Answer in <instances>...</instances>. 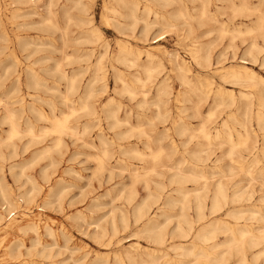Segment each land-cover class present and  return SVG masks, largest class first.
Here are the masks:
<instances>
[{
  "label": "rangeland",
  "instance_id": "1",
  "mask_svg": "<svg viewBox=\"0 0 264 264\" xmlns=\"http://www.w3.org/2000/svg\"><path fill=\"white\" fill-rule=\"evenodd\" d=\"M104 1L84 0L91 7L90 13L95 18L94 24L100 27L104 34V39L109 44L107 59L105 60L107 78L105 82L99 81L95 84L96 97L92 102L96 109L101 110L104 105L103 102H106L109 97L114 96L123 104V110H121L120 116L125 117L127 111L131 113L129 121L128 123L120 124L115 129H111L110 124H113V120L108 121L103 117L100 121H97L87 113H79L80 115L77 114L71 117L69 121L71 126L77 128L78 133L69 132L63 136V145L59 149H53L49 154H41L47 145H54L56 135L41 134L44 126L45 128L50 127L51 122L42 118L39 112L41 111L46 116L53 118L54 115H61L63 112L70 113L71 109L76 108L77 105V102H68L66 104L64 101V96L68 94V82L60 79L59 73L55 72V66L57 62L61 61L64 65L63 69L71 74V70L75 67L78 68L80 64H74L72 61L66 60L65 56L72 54L74 48H82L84 45L77 43L74 39L78 35L76 26L70 25L67 37L63 39L60 30L42 21V16H47L46 4L49 0H40L36 4H22L14 3V0H0V98H4L8 103V107L16 111L17 117L20 118L22 129H26L30 124H33L36 134L38 133L37 135H40L38 138H33V136H30L24 131L21 135L22 137L20 136L10 140L8 138L10 125L2 122L5 108L3 105H0V187H5L11 194L13 193L14 199H19L24 194L33 192L31 194L33 201L29 204L24 203L23 210L21 208L12 210L11 206L3 204L0 193V213L4 217L0 222V264H114L117 255L125 257L127 251L144 254L152 250V248L168 251L171 255H175V252L169 246L179 240L172 239L165 246H155L150 242L149 237L141 232L144 227V222H135L134 216H132L133 206L129 205L126 201V196L132 183L131 170L136 168L143 170V167H152L154 163H152L151 157H147L142 161L138 156L131 153H127V155L122 154L121 145L126 147L132 144L142 151H146L147 147L145 143L148 139L136 130L132 132L133 135H127L128 138L118 139L116 135L118 132H128L138 126V124L143 125L144 129L149 133V136H151L150 138L154 140L152 142V148H156L159 144L157 140L163 138L161 142L167 150L163 158L165 159L167 154L175 153L174 160L181 159L182 157L189 158L188 151L194 148L198 141L205 143L203 136L197 133L198 137L191 140L188 146H185L184 142L188 141L194 132L188 131L182 137L173 129L172 121L178 119L177 116L183 111V107L192 106V103L187 101V97L196 99L193 95H188L185 98L178 96L181 91L188 88L181 84L176 73L172 70L173 66L169 60L171 58L170 55L173 53H177L180 58L187 60L191 67L190 77L198 83L200 88L207 89V80H209L213 81L211 90H216L219 85H223L236 92V105L219 109L214 118L207 120V128L212 132L215 131L216 127L221 128L223 121L229 118V114L232 112L236 113L240 108L238 118L229 119L231 127L233 126L232 128L236 131H234V139L238 141L237 133L239 131L244 132L245 129L237 121L238 119L245 120V116L243 115L244 110H246L245 105L249 103L250 107H247L249 110L247 127L252 132V139L249 144L251 146L256 140L257 147L251 153L247 152L245 148L236 149L234 157L238 158L240 155L247 156V158L260 157L261 161L255 167L254 171L257 172L259 168L264 169V155L259 149L264 141L263 133L260 131L256 117L254 116V112L258 110V95L262 87L252 83H225L221 79V71L217 70V67L227 68L238 65L241 61L240 58L244 57L250 62V67L264 79V39L256 33L252 35H236L234 39V34L232 33H228L223 37H221L218 31H214L210 35L204 34L208 29L219 28L220 23L224 21H228V29L230 30L243 21L245 24L242 28L245 29L247 25L252 24L256 16H237L230 20L229 18L233 14L232 10L227 8L224 11L223 9L217 14V22L207 20L206 24L201 26L200 24L198 25L199 22L197 20L191 21V24L197 29L191 36L187 35L186 29L188 27L184 25V20L179 17H174L171 21H168V25L166 22L162 23L161 21V24H155L152 27L149 37L145 40L141 39L140 33L142 31L141 28L144 26L143 22L139 23V27L134 36L122 35L113 27L112 31H108L106 29L107 25L102 18ZM250 1L252 3L258 2L257 0ZM64 3H66V0H59L58 5L53 8V11L57 12L56 22L62 27L67 23L62 7ZM216 4L220 3L213 1L209 9L215 11ZM155 10L164 14L165 17L170 16L168 13L170 8L161 9V7L156 6ZM263 11L264 5L262 6ZM70 13L75 14L76 12L70 10ZM108 14L114 16L111 12H108ZM151 17L153 18V15ZM163 33L167 39L164 38L159 43L154 44L153 38ZM192 39L213 42V66L203 69L193 61L189 51L192 46ZM119 40L128 41L129 46L134 48L153 50L162 59L164 64L163 69L155 72L156 78L154 82H150L144 89H150L149 98L154 100L156 95L155 84L159 80L168 78L172 93L167 107L171 111V117L167 118L166 121L164 119L158 120L155 117L158 111L156 105L151 103L146 107H139L138 101L142 98L141 92H138L134 99H131L126 93L116 94L115 90L116 88L119 90L120 83L115 82V76L111 69V57L119 50ZM253 41H256L259 45V49L254 53V56H257L256 62H253L252 58L246 55L247 49ZM143 57L144 55H142ZM94 61L95 58L92 59L91 63ZM81 65L86 66L87 64L82 62ZM116 65L121 69H125L123 65ZM29 68L33 69V74H36L41 79L42 84L31 85L28 83L27 79L29 77L32 78L33 75L31 71L27 72ZM138 70L142 73L141 77H146L142 68H138ZM203 71L205 72L203 73ZM91 75L92 73L90 71H85V73L81 74L80 92L71 95L73 100L78 101L77 97L84 90V86ZM18 76L19 83L16 81ZM129 78H132V76ZM28 84L30 87H28ZM136 88L139 91L143 89L140 83L137 84ZM239 91L251 92L255 96L246 102L244 99H241ZM21 99L23 100L21 101ZM209 102L210 100L202 108L203 117H206V113L210 108ZM22 103L24 104L23 108L21 107ZM144 112L145 115L139 116L140 113ZM190 113L192 114L191 110L187 111L186 115H191ZM182 114L185 115V113ZM202 120L204 119L193 117L185 118V122L191 128H197ZM85 125H90L88 132L85 134L79 133L83 131ZM167 128H169L168 132L170 136L165 137V130ZM98 133L103 134L107 139L109 142L108 149L111 150V155L106 160V165L103 169H99V163L96 159V155L100 153L97 147L99 145ZM173 141L177 146L176 150L171 145ZM89 145L90 147H88ZM212 147V149L207 148L202 152L203 156H206V154L211 155V159L207 162V165L202 166L208 171L211 170V166L217 164L216 159L221 157L230 146L226 145L220 148L217 144ZM120 159L124 161L120 162ZM219 164L225 169L233 168V179L229 182L225 179V182L228 183L229 194H232L233 190L238 187L254 193L250 200L242 201L241 203H231L228 207H240L244 205L247 208L254 204H260L259 199L264 195L263 180L261 178H257L258 176L256 175L254 176L256 179L252 180L248 172L245 169H240V165L233 163L229 157H224ZM167 170L165 167H158L157 171L164 174L157 175L154 173V175L151 173L152 175L148 179L150 180L153 191L161 183L165 186L168 185L165 189L166 194L172 193L177 195L172 189L176 187V184L170 185V172ZM163 171H167V173ZM217 179L218 177L210 180V190L214 189V184ZM158 183L159 185H157ZM201 184H198V186H201ZM186 186L188 188L196 187L191 182L187 183ZM135 189L138 192V201H141L148 194V191L144 188L143 181L138 182ZM212 193L210 191L208 197L212 196ZM190 198L194 199V195L191 194ZM13 207H15V204ZM178 207L174 210L173 214L179 212ZM154 211H158L157 207ZM189 213L194 215L193 210H190ZM247 215H250V213H247ZM217 216L228 220L231 224H235L236 222L235 219L226 216L225 213ZM5 217L16 220L21 224H26L29 218H33L34 221L39 223L38 230L20 231L15 225L7 226L8 221ZM111 221L112 223L113 221L114 223L116 222L115 225L119 229L117 230L118 232L114 233ZM161 221H164L163 218ZM248 222L254 223V227L263 225L257 221L249 220ZM174 223L175 221L167 229L172 230ZM48 225L51 227L52 233L45 229ZM225 239L226 235L220 234L215 242H222ZM213 243H199L197 250L205 249L208 252L220 251V247L212 248ZM134 245L137 246L133 247ZM158 250L156 252H159ZM248 256L251 260V252H248ZM236 262L237 257H232L228 264H236Z\"/></svg>",
  "mask_w": 264,
  "mask_h": 264
},
{
  "label": "bare ground",
  "instance_id": "2",
  "mask_svg": "<svg viewBox=\"0 0 264 264\" xmlns=\"http://www.w3.org/2000/svg\"><path fill=\"white\" fill-rule=\"evenodd\" d=\"M39 1L40 0H14V3L36 4V2ZM213 1H217L220 3L216 4L215 11L209 9L210 4ZM257 1L258 2L252 3L250 0H105L102 18L104 23L107 25L106 29L108 31H112L113 27L120 34L126 36H134L137 28L139 27V23L143 22L144 26L143 28H141L142 31L140 33L142 37L141 39L146 40L149 37L152 27L155 24L166 22V24L168 25V21H171L174 17H179L180 19L182 18L184 20V25L188 27L186 29L187 35L191 36L197 30L191 24V21L197 20L199 22L198 25L200 24L201 26L206 24L207 20L217 22V14H219L223 9L225 11V9L229 8L233 12L231 18H229L230 20L236 18L237 16L251 17L255 15L256 18L253 19L252 24L247 25L245 29L242 28V26L245 24L243 21L236 25L232 30L228 29V21H224L220 23L219 28L208 29L204 33L205 35H210L214 31H218L221 37L227 35L228 33H232L234 34V39L236 35H252L256 33L264 39V11L262 12L264 0ZM58 3L59 0H49V2L46 4L47 16H42V21L44 23H49L51 24V27L60 30L62 32L63 39H66L67 37L69 26H76L78 35L74 39L77 41V43L84 46L82 48H74V52L72 54H67L65 56L66 60L72 61L74 64H80L78 68L75 67L71 70V74L63 69V62H57L55 66V72L59 73L60 79L66 80L68 82V94L64 96V101L66 102V104L68 102H77V105L76 108H70V113L63 112L61 115H54L53 118H50V116H46L41 111L39 112L42 118L51 122L50 127L45 128L44 126V130L41 131V134L56 135L54 145H47V147L42 150L41 154H49L53 149H59L63 145V136L68 134L69 132L75 134L78 133L77 128L71 126L69 121L71 117L77 114L80 115L79 113H87L97 121H100L103 117L108 121L113 120V124H110L111 129H115L122 123H128L129 116L131 114L127 111L125 117L120 116V112L121 110H123V104L114 96L109 97L106 102H103L104 105L101 110H98L94 107L92 101L96 97L95 84L99 81L105 82L107 78L105 60L107 59L109 44L104 39V34L100 27L94 24L95 18L93 14L90 13L91 7L89 3L84 2V0H66V3L62 5L67 20V23L64 27L56 22L57 12L53 11V8L56 7ZM156 6L161 7V9L170 8V10L168 11L170 16L165 17L164 14L155 10ZM70 10H73L76 13L71 14L72 12L70 13ZM108 12L113 13L114 16H110ZM151 15H153L154 19L151 17ZM164 33L155 36L153 38V43L157 44L162 39L166 38ZM192 41V46L190 47L189 51L193 61L203 69H207L213 66V42H203L199 39H192ZM19 42H21V40H19ZM118 46V52L111 57V69L113 70L115 76V82L120 83L119 90L117 88L115 90L116 94L126 93L131 99H134L136 98L137 93L141 92L142 98L140 99V101H138L140 105L139 107L143 108L151 103L153 105H156L158 107V111L155 117L158 120L164 119L166 121L167 118L171 117V111L167 107L170 100V95L172 93L168 78L159 80L155 84L156 95L154 100L149 98L151 92L150 89H144L150 82H154L156 78L155 72L161 71L164 67L159 54H156L153 50L150 49L144 50L142 48H134L132 46H129L128 41L123 40L118 42ZM258 49L259 45L256 41L251 42L250 46L247 49L246 55L250 56L253 62L257 61V56L255 57L254 53ZM142 55H144L143 58ZM170 57L171 58L169 61L172 63L173 72L176 73V76L180 80L181 84L188 88L184 91H181L178 96H183L185 98L188 95H193L196 97V99L187 97V101L191 102L192 106L183 107V111H181L180 115L177 116L178 119H174L172 121L173 129L182 137L188 131L194 132L192 136H190V139L184 142L185 146H188L191 140L198 137L197 133L203 136V138L205 139V143L198 141L195 144V147L188 151L190 155L189 158L182 157L181 159L174 160L175 153L167 154L165 159L163 158L165 152L167 151L166 147L161 142V140L163 141V138H159L157 140L159 141L158 146L156 148H152V142L154 140L153 138H150L151 136H149V133L144 129L143 125L138 124V126L134 127L128 132H118L116 133V135L118 139H124L128 138L127 135L129 134L133 135L132 132H134V130L139 131L141 135L147 137L148 139L145 143L147 150L142 151L132 144L126 147L121 145V153L124 155H127V153H131L138 156L140 159H142V161L147 157H151L150 159L152 163H154L152 167H143V170L140 168L131 170L132 183L130 184L129 192L126 196V201L129 205L133 206L132 216H134L135 222H144V227L141 232L147 235L150 242L155 246H165L167 245V242L172 239H178L179 241L169 246V248L175 252L174 256L171 255L168 251H163L161 249L158 250L156 248H152V250L144 253L146 257L142 253L136 254L132 251H127L125 257L117 255L114 264H228L232 257H237L236 264H264V195L259 199L260 204H254L253 206L247 208L244 205L240 207H228L231 203H241L242 201L250 200L253 197L254 193L247 191L244 188L238 187L233 190L232 194H229L230 192L228 193L227 186L228 183L225 182V179H227L228 182L233 179V168L231 167L229 169H225L219 164V162L222 161L224 157H229L233 163L240 165V169H245L246 172H248V174L251 176L252 180L256 179L254 177L256 175L258 176L257 178H261L263 180L264 186V169L259 168L257 172L254 171L255 167L259 165L261 161L260 157L255 156L247 158V156L242 155H240V157L238 158L234 157L236 149L245 148L247 152L251 153L257 147L256 140L251 146L249 144L252 139V132H250L249 128L247 127V118L249 116V110L247 109V107H250V105L249 103H246L245 105L246 110H244L243 114L245 116V120L238 119L237 121L239 125H242V127L245 129L244 132L239 131L237 133L238 141L234 139L235 129L232 128L233 126L231 127V122H229V119L238 118L240 108L236 113L232 112L229 114V118L223 121L221 128L216 127L215 131L212 132L207 128V120L214 118L219 109L237 104V95L235 90L226 88L223 85H219L216 90H211L213 81L209 80H207V89L200 88L198 86V83L190 77L191 67L187 60L184 58H180L177 53L171 54ZM93 58H95V61L91 63ZM240 59L241 61L238 65L230 66L227 68L217 67V70L221 71V79L225 83H252L258 84L260 85V87H262V90L258 95V110L254 112V116L256 117L260 131L263 133L264 139V79L250 67V62L246 58L242 57ZM82 62H85L87 65L82 66ZM116 64L123 65L125 69L119 68V66H117ZM138 68L143 69L146 77H141L142 73L138 70ZM29 71H31L32 74L34 73L32 68H29L27 72ZM85 71H90L92 75L84 86V90L80 93V95H78V101L73 100L71 98V95L80 92V76L82 73H85ZM204 72L205 71H203V73ZM131 76L132 78H129ZM27 80L31 85H39L41 83V79L36 74H33L32 78L29 77ZM16 81L19 83V76ZM138 83H140L141 88H143L140 89L141 91L136 88ZM29 84L28 87H30ZM239 95L241 99H244L246 102L250 101L252 97L255 96L254 93L245 91H239ZM22 100L23 99H21V101ZM151 100L154 102H152ZM209 100L210 108L206 113V117H203L202 108L204 104ZM0 105H3V107L5 108L2 122L8 123L10 125V129L8 132V138L10 140L20 137L24 133V131H26L30 136H33V138L40 137V135H37L38 133L36 134V130L33 124H30L26 129H22L20 118L17 117L16 111L8 107V103L4 98H0ZM21 107H24L23 103L21 104ZM189 110L192 111V114L190 113L191 115H186L187 111ZM182 113H185V115H183ZM143 115H145V112L139 114V116ZM187 117L203 118L204 120L199 123L197 128H191L185 122V118ZM89 127L90 125H85L83 131H80L79 133H87ZM168 131L169 128L165 130V137L170 136ZM98 139L99 145L97 147L99 148L100 153H97L98 155H96V159L99 163V169H103L105 168L106 160L109 159L111 155V150L108 149L109 142L103 136V134L98 133ZM217 144L220 148L226 145H229L230 147L224 154H222L221 157L216 159L217 164L215 166H211V170L208 171L202 166L207 165V162L211 159V155L206 154V156H203L202 152L207 148L212 149V146ZM171 145L173 149L176 150L177 146L174 141L171 142ZM92 146L94 147V145ZM88 147H90V145ZM259 149L264 155V141ZM123 161V159H120V162ZM158 167H165L168 169L167 171L170 172V185L176 184V187L172 189L177 195L172 193L166 194L165 189L166 187H168V185L165 186L161 183L160 185L158 183V188L153 191L148 177L152 175L151 173L163 175L164 173L157 171ZM167 171L163 172L167 173ZM216 177H218V179L215 181L214 189L210 190L209 182L211 179H214ZM140 181L144 182V188L148 191V194L141 201H138V192L135 189V186ZM190 182L194 183L196 187L188 188L186 184ZM200 183H202L201 186H198V184ZM210 191H212L213 193L212 196L208 197V193ZM0 193L2 196L3 204L11 206L12 210L15 208H21L23 210L24 203L29 204L33 201V196H31L33 192L30 194L28 193L29 195L24 194L23 197H19V199H14L13 193L11 194L8 189L1 186ZM191 194L194 195V199L190 198ZM14 204L15 207H13ZM177 206H179V212L177 214H173ZM156 207L158 211H154ZM190 210L194 211V215H191L189 213ZM221 213H225L226 216L235 219V224H231L228 220L217 216ZM247 213H250V215H247ZM162 218L164 221H161ZM3 219V214L0 213V222ZM5 219L8 221L7 226L15 225L20 231H36L39 227V223L37 221H34L33 218H29L26 224H21L16 220L7 219L6 217ZM249 220L255 222L257 221L259 223H262L263 225L260 227H254V223L248 222ZM124 221L126 222L125 219ZM174 221L175 223L173 229L168 230L167 228H169ZM115 223L114 221L112 223L114 233L118 232L117 230H119L117 229ZM45 229L52 233V229L49 225L46 226ZM220 234H225L226 239L222 242H215ZM211 242H214L212 248L220 247L222 250L220 249V251L214 252H208L207 250L205 251V249L200 251L197 250L199 243L207 244ZM136 246L137 245H134L133 247ZM157 250L159 252H156ZM248 252H251V260L248 256ZM190 258L192 259L190 260Z\"/></svg>",
  "mask_w": 264,
  "mask_h": 264
}]
</instances>
